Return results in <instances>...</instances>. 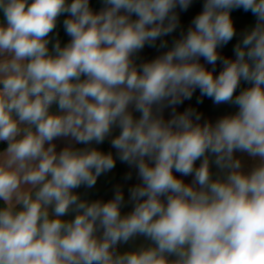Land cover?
Returning <instances> with one entry per match:
<instances>
[{"label":"clouds","instance_id":"clouds-1","mask_svg":"<svg viewBox=\"0 0 264 264\" xmlns=\"http://www.w3.org/2000/svg\"><path fill=\"white\" fill-rule=\"evenodd\" d=\"M100 3L0 0V264H264V0H203L170 47L193 0ZM197 90L237 110L178 111ZM117 160L127 201L82 198Z\"/></svg>","mask_w":264,"mask_h":264},{"label":"crops","instance_id":"crops-1","mask_svg":"<svg viewBox=\"0 0 264 264\" xmlns=\"http://www.w3.org/2000/svg\"><path fill=\"white\" fill-rule=\"evenodd\" d=\"M91 6L94 10H99L102 6L100 3V0H90ZM202 3L203 0H193L192 6L189 8L187 12H180L179 13V27L177 30L172 33L171 35L164 37L165 40H167L169 47L172 44V41L176 38H179L182 31H186L188 26L190 25V22L192 18L198 14L202 9ZM179 11V10H178ZM2 13H0V19H2ZM64 17L60 18V23L57 26V31L59 33V39L62 44L67 43L69 40V37L65 34L62 26V20ZM232 18L234 21V25L237 30V37L233 39L228 45H226L222 50L221 54L227 57H232V48L233 45L237 42V39H239V34L254 24L255 18L252 16L250 12L246 13L242 9L233 10L232 12ZM159 43V42H158ZM166 49H160L159 51L155 48L145 47L141 53H139V60H151L155 56L159 55L161 52L165 51ZM138 60V62H139ZM203 63V60L201 61ZM211 68V66H208ZM217 74L221 70V65L217 64L216 66ZM246 86V85H242ZM239 91V90H238ZM199 91L197 90L196 93H194L192 99L190 101H185V104L182 107L178 108V111H183L186 107H193L197 109L200 113H202L204 120H209L212 122H215L218 118L222 117L225 114L234 113L237 109L235 106L232 105H214L213 102L208 98H203V103H197V99L199 98ZM168 110L165 111V118H168ZM138 115V114H137ZM67 141L64 140H57V149L64 147ZM76 147H83L82 145H76ZM100 148L101 150L107 152L110 150V144L106 140L102 145L96 146ZM114 152V150H112ZM237 156H242V159L245 164V168H249L252 165V161L249 157H247L246 154L242 155L240 153L236 154ZM199 164V161H197V165ZM129 171V168L127 165L120 163L117 160L116 167L108 174L102 175L98 178L97 183L94 188L92 189H86V188H80L77 191L80 193L82 198H86L89 200L94 199H102V200H108L113 195V189L115 186L120 185L125 193V199L127 201L128 196V188L137 183V179L135 177V174L133 173V178L131 180L125 181L124 176ZM213 171L215 172V168H213ZM186 182L191 181V177L185 178ZM132 208V205L130 203L126 204V206L122 209L124 213H127ZM141 243H143L142 238L137 239L134 242H130L126 245H120L119 250L125 251L130 248H134L139 246Z\"/></svg>","mask_w":264,"mask_h":264},{"label":"trees","instance_id":"trees-1","mask_svg":"<svg viewBox=\"0 0 264 264\" xmlns=\"http://www.w3.org/2000/svg\"><path fill=\"white\" fill-rule=\"evenodd\" d=\"M4 147H6V144L0 142V149H2V148H4Z\"/></svg>","mask_w":264,"mask_h":264}]
</instances>
